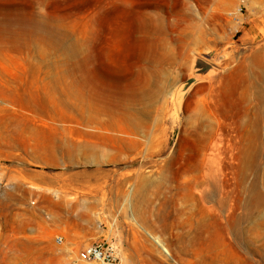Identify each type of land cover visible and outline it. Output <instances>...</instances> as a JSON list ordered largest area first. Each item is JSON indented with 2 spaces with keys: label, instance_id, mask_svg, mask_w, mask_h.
Returning a JSON list of instances; mask_svg holds the SVG:
<instances>
[{
  "label": "rangeland",
  "instance_id": "1",
  "mask_svg": "<svg viewBox=\"0 0 264 264\" xmlns=\"http://www.w3.org/2000/svg\"><path fill=\"white\" fill-rule=\"evenodd\" d=\"M9 161L0 264H264V0H0Z\"/></svg>",
  "mask_w": 264,
  "mask_h": 264
},
{
  "label": "built area",
  "instance_id": "2",
  "mask_svg": "<svg viewBox=\"0 0 264 264\" xmlns=\"http://www.w3.org/2000/svg\"><path fill=\"white\" fill-rule=\"evenodd\" d=\"M63 241L62 236H56L58 244H61ZM77 258L81 261H98L101 264H123L116 256L112 245L107 242H95L83 247L78 252ZM67 264H74V261H70Z\"/></svg>",
  "mask_w": 264,
  "mask_h": 264
},
{
  "label": "crops",
  "instance_id": "3",
  "mask_svg": "<svg viewBox=\"0 0 264 264\" xmlns=\"http://www.w3.org/2000/svg\"><path fill=\"white\" fill-rule=\"evenodd\" d=\"M2 164L0 165V179L3 180L5 183L12 184L23 175L28 177V179L31 181L42 184L44 187H48L52 185V181L49 177L43 175L42 177H39V179H37L38 174L29 172L28 171L29 169H27V167H23V169L20 172L19 171L20 168L16 164H13V161H9L5 165ZM52 200L55 199L52 198ZM59 209L60 210L65 209L62 203H60Z\"/></svg>",
  "mask_w": 264,
  "mask_h": 264
},
{
  "label": "bare ground",
  "instance_id": "4",
  "mask_svg": "<svg viewBox=\"0 0 264 264\" xmlns=\"http://www.w3.org/2000/svg\"><path fill=\"white\" fill-rule=\"evenodd\" d=\"M145 15H146V17H147V16L149 15L148 12H146ZM152 20H153V19H152ZM157 242H159V241H157ZM159 244H160V242H159ZM160 245H162V244H160ZM161 247H162V246H161ZM163 247H164V246H163ZM164 250L167 252L166 249H164ZM168 253H169V252H168Z\"/></svg>",
  "mask_w": 264,
  "mask_h": 264
}]
</instances>
